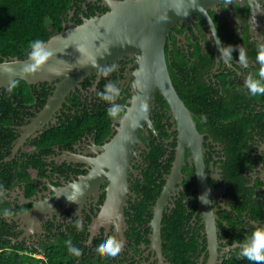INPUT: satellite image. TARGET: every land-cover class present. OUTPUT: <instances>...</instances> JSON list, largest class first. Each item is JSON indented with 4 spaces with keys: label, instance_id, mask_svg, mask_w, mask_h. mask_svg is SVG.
<instances>
[{
    "label": "flooded vegetation",
    "instance_id": "obj_1",
    "mask_svg": "<svg viewBox=\"0 0 264 264\" xmlns=\"http://www.w3.org/2000/svg\"><path fill=\"white\" fill-rule=\"evenodd\" d=\"M79 3L85 13L75 17L72 9L64 21L67 26L108 11L101 0ZM89 4L94 5L92 12L87 10ZM206 14L179 21L165 46L173 84L196 125L192 140L183 141L178 119L156 92L148 119L139 121L135 140L126 138L107 154L124 115L112 120L106 109L118 106L126 113L132 106L138 53L87 75L59 103L50 104L51 109L47 106L63 78L16 86V98L8 102L13 105L10 130L0 140V166L28 175L1 196L15 211L14 241L42 250V245L60 237L98 255V241L115 236L124 244L108 258L109 264H171L163 244L161 258L150 241L151 221L163 192V218L181 206L179 211L187 214L186 229L206 242L197 264H209L210 259L206 218L215 221L216 264L238 256L251 233L264 228V97H250L245 87L249 76L261 79L256 54L264 46V0H222L207 7ZM222 46H231L230 60L223 56ZM241 49L247 66L240 62ZM175 79L181 88L183 83L188 86L183 96ZM109 84L111 88L106 87ZM22 87L29 89L30 100H24ZM4 89L8 92L11 86ZM200 114L207 120L201 122ZM181 141L186 142L184 160L179 174L172 177ZM122 170L126 186H115ZM73 181H83L75 201L67 198ZM55 189H62L60 205L37 221L27 217L33 203L50 198ZM146 202L143 217L150 219L136 223V229L134 214ZM138 232L148 235L149 241Z\"/></svg>",
    "mask_w": 264,
    "mask_h": 264
},
{
    "label": "water",
    "instance_id": "obj_2",
    "mask_svg": "<svg viewBox=\"0 0 264 264\" xmlns=\"http://www.w3.org/2000/svg\"><path fill=\"white\" fill-rule=\"evenodd\" d=\"M108 11L89 18L80 24L67 26L41 44V49L51 55L37 71H26L33 63L28 58L11 57L0 62V88H9L16 80L27 84L63 78L47 106L57 104L77 82L87 75L103 71L109 64L125 56L138 53V69L133 83V104L121 121L122 127L107 154L120 142L137 137L139 121L148 119V112L159 92L167 100L178 119L183 141L192 140L196 125L189 108L180 98L169 73L165 46L171 28L181 20H191L197 13L206 14L207 7L222 0H101ZM146 104V110L141 105ZM179 144V154L172 177H176L184 160L186 142ZM118 147V146H117ZM125 171H121L115 186H126ZM83 182V181H82ZM82 182L78 183L81 184ZM62 189H55L50 198L33 203L27 217L39 220L50 210H55L62 200ZM166 193L158 200L151 221V248L162 258V218ZM114 206L113 202L110 203ZM208 217V216H207ZM214 220L206 218L209 264H216L217 234Z\"/></svg>",
    "mask_w": 264,
    "mask_h": 264
},
{
    "label": "trees",
    "instance_id": "obj_3",
    "mask_svg": "<svg viewBox=\"0 0 264 264\" xmlns=\"http://www.w3.org/2000/svg\"><path fill=\"white\" fill-rule=\"evenodd\" d=\"M79 1L81 0H0V62L11 57L28 58V53L33 51L31 47H28L29 42L37 38L45 42L51 36L59 33L72 9H75V17L80 11H83ZM93 7V4H89L87 10L92 12ZM83 12L85 13V11ZM81 22L79 21V23ZM175 81L178 91L183 96L182 90L188 86H184L183 83V88H181L180 82L178 83L176 79ZM20 84L28 85L23 80H16L8 92L4 88H0V140L6 137V133L10 130L9 123L12 119L10 112H13V105L8 102L16 98L18 90L16 86ZM20 91L24 100L31 99L29 89L22 87ZM183 99L188 101L187 98ZM3 163L6 164V162ZM23 172L22 170L3 169L0 166V186H2L0 192L8 193L7 189H11L15 182L27 180L28 175ZM236 175L234 174L233 180L240 185L242 181ZM150 180L154 182V178L150 177ZM151 194L147 191L149 197H152ZM10 207L0 196V264H33L35 262H39V264H109V257L103 258L101 253L96 255L81 251L80 257L71 256L67 252L65 241L60 237L42 245V250L19 245L14 241L16 233L12 216L15 211L10 210ZM147 207L149 204L146 202L137 208L133 223L136 229L138 227L136 223L141 225L150 219L143 217ZM4 208H7L11 214L8 218L2 214ZM179 210H181V206ZM179 210L173 209L171 212H166L162 220L163 252L171 264H197L196 258L205 247L206 242H202L197 235L186 229L187 214L184 209L183 211ZM139 237L146 242L149 241L148 235L145 233L139 234ZM36 254L40 257L37 258ZM221 264H259V262H250L235 256L225 259Z\"/></svg>",
    "mask_w": 264,
    "mask_h": 264
},
{
    "label": "clouds",
    "instance_id": "obj_4",
    "mask_svg": "<svg viewBox=\"0 0 264 264\" xmlns=\"http://www.w3.org/2000/svg\"><path fill=\"white\" fill-rule=\"evenodd\" d=\"M211 37L214 38L215 41L216 37L214 27L211 29ZM42 43H44V41L39 38L29 42L28 47H31L33 51L28 53V57L33 60V63L25 68L26 71H37L51 55L41 49ZM231 50V46H222L223 56L228 57L229 60L231 59ZM256 61L259 63L258 74L261 79H253L249 76L245 82V87L250 97L260 98L264 97V46L260 47L257 51ZM240 62L247 66V59L243 49H241ZM111 70L112 69H109V71ZM106 87L111 88V84L106 85ZM113 91L115 92L117 90L113 89ZM97 96H101L102 98L109 100L115 98L114 96H104L101 93H97ZM146 108V104L141 105L142 110H146ZM124 114L125 113L118 106H112L106 109V116L112 120H116L118 117L122 118ZM206 120L207 117L204 114H200V121L204 122ZM69 186L72 188V193L67 198L71 201H75L77 195L81 191L80 187L75 181L71 182ZM0 188H2V186H0ZM2 195H5V193L0 192V196ZM2 214L4 217L11 215L7 208L3 209ZM77 228H79V222H77ZM243 243L244 247L239 249L238 258H244L250 262H259V264H264V228H256L251 233L250 240H246ZM65 244L67 245V252L71 256L80 257L82 255L81 250L72 246L70 241H65ZM123 244L124 242L118 240L115 236H104L98 241L96 248L105 257H114L121 251Z\"/></svg>",
    "mask_w": 264,
    "mask_h": 264
},
{
    "label": "rangeland",
    "instance_id": "obj_5",
    "mask_svg": "<svg viewBox=\"0 0 264 264\" xmlns=\"http://www.w3.org/2000/svg\"><path fill=\"white\" fill-rule=\"evenodd\" d=\"M37 258H39L40 257V255H35ZM33 264H39V262H35V263H33Z\"/></svg>",
    "mask_w": 264,
    "mask_h": 264
}]
</instances>
